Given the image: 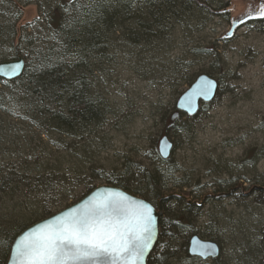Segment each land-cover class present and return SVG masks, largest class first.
<instances>
[{"label":"rangeland","instance_id":"374dc122","mask_svg":"<svg viewBox=\"0 0 264 264\" xmlns=\"http://www.w3.org/2000/svg\"><path fill=\"white\" fill-rule=\"evenodd\" d=\"M200 1L205 9L189 0H175V13L161 8L157 24L139 34L138 43L135 34L112 32L102 51L82 56L103 122L75 141L77 150L64 151L63 137L39 127L33 114L5 104L0 122L27 141L11 156L0 147V169L16 165L19 171L25 158H59L64 170L57 191L72 192L75 200L114 179L142 198L154 187L172 198L161 208L169 234L158 238L155 252L169 253L168 264H264V254H257L264 249V0ZM84 6V0L70 6L61 0H0V62L22 58L25 69L33 70L37 54L57 50L53 18L70 20ZM130 22L123 27L131 29ZM200 76L218 88L211 102H200L189 116L176 104ZM20 88L0 84V100L23 98ZM163 137L173 145L166 162L158 153ZM28 142L32 149L24 152ZM65 170L76 176L67 179ZM147 172L160 177L157 185L146 183ZM175 218L184 226L171 223ZM193 236L219 246L218 263L188 257Z\"/></svg>","mask_w":264,"mask_h":264},{"label":"trees","instance_id":"16d2710c","mask_svg":"<svg viewBox=\"0 0 264 264\" xmlns=\"http://www.w3.org/2000/svg\"><path fill=\"white\" fill-rule=\"evenodd\" d=\"M74 1L61 0V3L63 6H70ZM189 1L199 8H206V4L200 0ZM84 4L85 8H81L82 10L74 8L76 13L70 20H63L61 17L53 18L54 31L58 33L59 37L56 45L57 50L50 47L47 51L37 54L36 61L39 64L33 70L25 69L19 79L8 83L0 80V84H7V86L18 85L19 83L24 94L23 98L18 96V99L15 96L1 98L0 111L6 113L7 109L4 106L8 104L23 114H33L34 121L36 118L39 119V127L44 130H53L63 137L59 142L66 152H71L73 148L77 150L75 141L84 140L83 135L85 134L91 136L92 132L99 129L101 122H103V109L91 96L90 85L86 81V74H89L90 71L84 73L88 71V67L82 63V56L88 58L94 53L102 51L100 47L103 41H108L105 36L112 32L135 34L137 37L134 40L138 43L139 34L149 32L154 21L157 24L159 16L162 15L161 8L175 13L174 8L176 6L175 0H159L158 3L154 0H84ZM149 4L153 7H149ZM142 6L146 7V10ZM129 20L132 21L130 25L133 24L131 29L126 26L123 27ZM26 99L29 101L22 105L21 102ZM94 128L96 129L94 130ZM15 132L16 130L9 123L0 122V147L5 148L3 151L1 149L2 155L10 154L11 156L17 152L16 150L20 147L19 144L27 141L26 137L22 139ZM67 139H72L74 142L70 143ZM86 142L92 144L93 139L84 143ZM30 144L31 142L25 143L24 152L32 149ZM159 158L162 162H166L169 157L164 160L159 155ZM62 166L59 158H56L54 163H50V161L43 163L40 160L30 163V160L25 158L20 165L22 169L19 171H17L19 167L16 165L13 167L7 165L5 169H0V204L3 205L2 212L4 213L0 215V220L4 221L0 227H5L0 228V264H6L11 245L23 230L79 201L71 195L72 192L57 191L58 180H61L59 176L64 170ZM68 171L65 170L63 174L68 173ZM68 174L67 179L70 174L76 176L71 172ZM145 178L149 186L157 185V181L160 180L158 175L149 172L146 173ZM106 186L118 188L139 197L138 191L128 192L121 179L107 181ZM152 189L154 190L153 194L145 196L141 193L145 198L141 196L139 198L156 209L158 213V238H160L169 234L163 230L166 220L161 208L163 209L164 205L172 198L168 197L169 195L167 198L162 197V195H158L154 187ZM90 191L88 189L87 193ZM68 200L73 201L72 204L69 203L62 208L64 204L69 202ZM49 203H51L50 206H48ZM40 207L43 208L40 209ZM33 208L35 210H32V214L22 216L25 211ZM55 209L60 210L54 213L53 210ZM21 220L23 223L20 224ZM171 223L177 228L184 226L179 218L173 219ZM157 245L158 242L148 257L147 264H168L171 255L164 252L157 255L155 253ZM257 254L259 256L264 254V249L260 248ZM187 255L191 259H200L191 256L188 248ZM219 257L220 255L216 259H212L214 263H218ZM261 259H263L262 256Z\"/></svg>","mask_w":264,"mask_h":264},{"label":"snow or ice","instance_id":"6c2138e0","mask_svg":"<svg viewBox=\"0 0 264 264\" xmlns=\"http://www.w3.org/2000/svg\"><path fill=\"white\" fill-rule=\"evenodd\" d=\"M18 68L0 69V75H14ZM193 99L188 98L190 106ZM152 234L150 208H132L124 197L109 196L24 233L15 242L13 259L15 264H136Z\"/></svg>","mask_w":264,"mask_h":264},{"label":"water","instance_id":"95a60500","mask_svg":"<svg viewBox=\"0 0 264 264\" xmlns=\"http://www.w3.org/2000/svg\"><path fill=\"white\" fill-rule=\"evenodd\" d=\"M65 1H72V0H65ZM19 65V68L16 71V74L8 76V75H0V80L11 82L19 79L25 69V62L22 58H18L16 60L12 61H4L0 62V69L7 70L11 66ZM217 83L206 77V76H200L196 79V81L191 85V87L179 98L176 104V108L178 111L185 113L186 115L192 116L196 114L199 108V103H209L211 102L217 91ZM201 89L206 90V94H200L196 95V93L200 92ZM194 98L193 103L191 106L188 104V98ZM173 145L170 143V141L163 137L158 142V153L162 159H167L171 152H172ZM124 197L127 201V203L130 205V207L135 208L138 205H143L146 208L151 209V216H152V240L150 247L145 252L142 258L138 259L136 261V264H147V259L153 252L155 245L158 241V235H159V228H158V213L156 209L150 205L145 200L133 196L121 189L110 187V186H101L93 189L86 195H84L79 201L76 203L68 206L65 209L60 210L59 212L40 220L29 227H27L25 230H23L14 240V242L11 245L10 254L8 257V260L6 264H15L13 259V249L15 247V242L24 234L27 232L32 231L35 228H38L41 225H44L49 222H55L57 217H60L62 215L68 214L73 212V210L79 212L84 209L85 206L91 205L94 201L102 200L106 197ZM188 252L191 256L200 258L201 260L205 261L208 259H216L220 255V249L217 244L213 242L208 241H202L198 237L194 236L189 240L188 244ZM107 264V262H105Z\"/></svg>","mask_w":264,"mask_h":264}]
</instances>
